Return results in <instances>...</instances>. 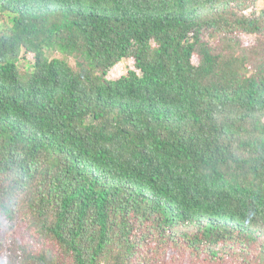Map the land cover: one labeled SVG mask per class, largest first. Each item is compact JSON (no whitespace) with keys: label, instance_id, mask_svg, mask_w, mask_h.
Listing matches in <instances>:
<instances>
[{"label":"trees","instance_id":"obj_1","mask_svg":"<svg viewBox=\"0 0 264 264\" xmlns=\"http://www.w3.org/2000/svg\"><path fill=\"white\" fill-rule=\"evenodd\" d=\"M263 236L264 0H0V264H264Z\"/></svg>","mask_w":264,"mask_h":264},{"label":"rangeland","instance_id":"obj_2","mask_svg":"<svg viewBox=\"0 0 264 264\" xmlns=\"http://www.w3.org/2000/svg\"><path fill=\"white\" fill-rule=\"evenodd\" d=\"M130 64V62L128 61V60H126V61H124V62H121L120 64H118L115 68H114V70L113 71H111L110 73H109V76H114V75H116V74H119L120 73V71H125V69L127 68V66ZM236 222V221H235ZM244 225H246L245 223H244ZM263 238H264V236H263Z\"/></svg>","mask_w":264,"mask_h":264}]
</instances>
